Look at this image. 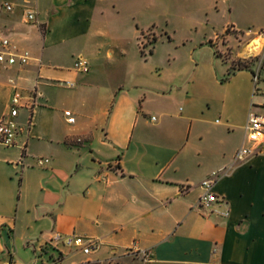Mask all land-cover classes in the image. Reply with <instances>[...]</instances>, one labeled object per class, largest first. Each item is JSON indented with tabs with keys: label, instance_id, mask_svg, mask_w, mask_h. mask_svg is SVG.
<instances>
[{
	"label": "crops",
	"instance_id": "0c3cea01",
	"mask_svg": "<svg viewBox=\"0 0 264 264\" xmlns=\"http://www.w3.org/2000/svg\"><path fill=\"white\" fill-rule=\"evenodd\" d=\"M10 1V12L0 5V39L30 59L0 63V118L15 92L24 105L16 145L0 144V263L52 264L57 251L40 247L60 232L101 245L90 255L62 247L53 264H264V145L215 185L228 217L197 207L201 181L232 163L244 139L252 72L233 64L255 53L249 45L264 35V7L257 28L228 21L207 42L209 78L154 84L142 67L145 46L151 56L157 41L144 19L153 2ZM75 55L88 59L86 74L74 69ZM145 249L150 261L130 254Z\"/></svg>",
	"mask_w": 264,
	"mask_h": 264
},
{
	"label": "rangeland",
	"instance_id": "374dc122",
	"mask_svg": "<svg viewBox=\"0 0 264 264\" xmlns=\"http://www.w3.org/2000/svg\"><path fill=\"white\" fill-rule=\"evenodd\" d=\"M142 1L153 2L155 5L152 15L144 16V19L147 18L146 20L155 24L157 41L150 56L152 47L148 43L155 35L149 33L145 36L144 43L148 44L145 46L147 56L142 62L148 80L154 84L161 78L180 79L195 74L201 79L209 78L212 75L214 49L207 42L213 39L215 32H220L228 21L230 25L236 20L244 32L254 26L257 28L259 9L264 7V0ZM38 4L39 7H44L49 2L38 0ZM257 38H260V46L254 53V61L264 54V35L258 34ZM240 48H243V44ZM224 54L230 55L231 50L226 48ZM241 63V59H237L233 67H240ZM152 112L158 116L155 109Z\"/></svg>",
	"mask_w": 264,
	"mask_h": 264
},
{
	"label": "built area",
	"instance_id": "2783aa9c",
	"mask_svg": "<svg viewBox=\"0 0 264 264\" xmlns=\"http://www.w3.org/2000/svg\"><path fill=\"white\" fill-rule=\"evenodd\" d=\"M0 5L7 12L12 11L14 8L10 0H3ZM26 19L28 21H35L36 12L33 9H27ZM0 45L2 47L0 50V63L5 67L15 64L26 65L28 63L30 59L28 52L17 53L14 51L11 41L8 38H1ZM255 56L254 53H249L247 56L243 57V59H241V66L239 67L249 69L252 72L253 79L252 99L244 126V139L236 151L232 163L212 171L201 181L203 193L197 203V207L201 211H205L209 214L217 213L224 217L229 216L230 209L228 207V201L214 190L215 185L222 177L228 175L232 171L236 163L249 161L252 157L263 151L264 115L261 113V110L264 109V54L254 61L253 57ZM73 67L76 71L84 73L88 72L90 69L89 61L83 55H78L75 58ZM10 82H13V79H10ZM62 84L67 87H73V82L71 81H63ZM22 99V94L15 92L11 99L8 113L0 118V144L5 146L16 145V139L23 131L17 119L20 108L24 106ZM64 114L69 122H75L76 117L71 110H65ZM47 161L48 158L41 157L38 159L37 163L42 166ZM220 206H225V208L220 210ZM100 245L101 241L94 237L76 233L64 234L54 232L52 237L48 239L40 249L43 250L44 247H52L57 251V256H55L52 262L53 264L60 259V248L62 247L75 248L86 255H90L96 252ZM214 252H216V249H214ZM130 254L145 262L150 261L153 256L150 249L130 251Z\"/></svg>",
	"mask_w": 264,
	"mask_h": 264
},
{
	"label": "bare ground",
	"instance_id": "6f19581e",
	"mask_svg": "<svg viewBox=\"0 0 264 264\" xmlns=\"http://www.w3.org/2000/svg\"><path fill=\"white\" fill-rule=\"evenodd\" d=\"M250 49H252L251 51H256L259 49V47H257L254 43L250 46ZM252 53V52H251ZM254 53V52H253Z\"/></svg>",
	"mask_w": 264,
	"mask_h": 264
},
{
	"label": "clouds",
	"instance_id": "9594fccd",
	"mask_svg": "<svg viewBox=\"0 0 264 264\" xmlns=\"http://www.w3.org/2000/svg\"><path fill=\"white\" fill-rule=\"evenodd\" d=\"M253 43H254L257 47H259V46H260V38H257V40H255Z\"/></svg>",
	"mask_w": 264,
	"mask_h": 264
},
{
	"label": "trees",
	"instance_id": "16d2710c",
	"mask_svg": "<svg viewBox=\"0 0 264 264\" xmlns=\"http://www.w3.org/2000/svg\"><path fill=\"white\" fill-rule=\"evenodd\" d=\"M233 69H235L234 67H233ZM231 73L233 72V70L232 71H230Z\"/></svg>",
	"mask_w": 264,
	"mask_h": 264
}]
</instances>
